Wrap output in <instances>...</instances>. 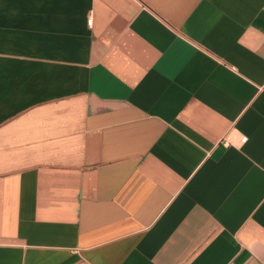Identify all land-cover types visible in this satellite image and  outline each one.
I'll return each mask as SVG.
<instances>
[{
    "label": "crops",
    "instance_id": "crops-1",
    "mask_svg": "<svg viewBox=\"0 0 264 264\" xmlns=\"http://www.w3.org/2000/svg\"><path fill=\"white\" fill-rule=\"evenodd\" d=\"M0 264H264V0H0Z\"/></svg>",
    "mask_w": 264,
    "mask_h": 264
},
{
    "label": "built area",
    "instance_id": "built-area-1",
    "mask_svg": "<svg viewBox=\"0 0 264 264\" xmlns=\"http://www.w3.org/2000/svg\"><path fill=\"white\" fill-rule=\"evenodd\" d=\"M89 23H90V24L92 23V19L89 20ZM246 141H247V137H243V138L241 139V143H245ZM221 143H222L225 147H229V146H231L230 141L227 140V139H223V140L221 141Z\"/></svg>",
    "mask_w": 264,
    "mask_h": 264
}]
</instances>
